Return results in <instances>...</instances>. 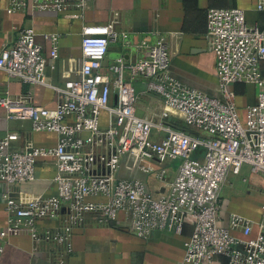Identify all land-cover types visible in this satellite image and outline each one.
<instances>
[{
  "label": "built area",
  "instance_id": "built-area-1",
  "mask_svg": "<svg viewBox=\"0 0 264 264\" xmlns=\"http://www.w3.org/2000/svg\"><path fill=\"white\" fill-rule=\"evenodd\" d=\"M89 1L79 0L77 9ZM12 3L7 12L24 8L21 0ZM33 5L41 10L67 8L65 0H36ZM34 36L30 28L18 31L15 42L0 51V71L22 83L52 89L59 102L54 109H45L4 95L0 108L8 119L30 121L33 130L55 133L59 139L52 147L19 152L10 150L18 139L16 133L0 138V183L8 187L33 183L37 163L49 160L55 168L56 192L28 201L4 195L8 218L0 240L27 234L36 242L53 245L59 249L58 255L64 256L72 253L73 233L89 213L99 215L100 225L122 215L140 238L155 231L179 235L188 216L193 219V230L184 242L180 264H207L215 257H224L227 264H264V206L259 223L233 213L226 227L219 224L224 185L241 176L243 168L264 180V76L260 67L264 63V32L249 26L241 9H210L206 13L205 38L215 57L217 96L191 89L170 74V56L163 41L150 46L146 59L110 65L113 80L102 75L108 46L118 37L115 18L106 25H83L77 78L62 85H53L46 76L58 58L59 36L47 37L49 60ZM125 75L131 80H147V90L161 99L160 122L136 115L135 88L125 81ZM232 85L259 89L255 103L245 108L243 116L229 90ZM102 112L107 115L105 129L100 127ZM172 114L212 137L174 130L165 124ZM152 131L162 133L159 142L152 140ZM198 149H203L202 158L192 159ZM125 156L131 159L129 173L153 176L162 184L161 193L152 194L136 177L121 176ZM166 160H179L170 181H165ZM88 197L106 200L93 204L86 202ZM44 218L59 224L39 233L38 221Z\"/></svg>",
  "mask_w": 264,
  "mask_h": 264
},
{
  "label": "crops",
  "instance_id": "crops-1",
  "mask_svg": "<svg viewBox=\"0 0 264 264\" xmlns=\"http://www.w3.org/2000/svg\"><path fill=\"white\" fill-rule=\"evenodd\" d=\"M23 9L7 12L18 0H0V51L12 45L22 28L34 31V39L49 60L50 35L59 36L58 58L46 72L47 79L53 85H62L64 81L77 78L82 62L81 29L83 25H106L116 19V42L108 46L100 73L113 80L109 66L116 61L136 62L146 59L150 46L163 41L170 56V74L183 85L217 96V76L215 57L211 44L206 40V13L210 9L238 8L244 12L246 23L264 32V0H90L83 9H77L79 0H65L64 11L41 10L33 4L36 0H21ZM42 1V0H41ZM262 6V9H258ZM76 15L75 18L72 16ZM264 76V63L260 65ZM125 81L135 88L137 116L160 122L161 99L147 90V80L128 75ZM229 90L235 95V103L240 116L247 106L256 101L259 89L244 85H232ZM28 100L35 106L54 109L59 96L52 89L41 85H29L17 79L7 77L0 71V97ZM115 104L114 97L110 99ZM100 127H107V115L100 116ZM165 124L174 130L200 138L211 135L187 126L183 119L172 114ZM8 133H16L18 139L11 144V151L23 152L30 147H52L59 137L52 132L35 131L27 120L8 119L0 108V138ZM84 138L86 134L82 135ZM162 133L152 131L151 138L159 142ZM203 149L192 154V159H201ZM131 159L125 156L120 166L123 177H136L145 182L148 190L157 195L161 186L153 176L140 171L129 173ZM179 160H166L165 181L176 175ZM55 168L51 161L37 163L36 180L17 187H8L0 183V231L7 225L6 201L4 195L17 200L28 201L34 197H50L56 192L53 182ZM245 179V181H243ZM221 209L219 224L226 227L231 214H239L254 223H259L264 206V180L259 175L243 168L241 176L231 184L222 187L220 193ZM104 197H88L86 202L99 204ZM99 215L89 213L83 224L73 233L72 253L58 255L53 245L34 241L30 235H10L0 240L3 251L0 264H180L184 255V242L193 230V219L186 216L181 234L155 231L146 238L137 237L131 230L126 217L120 215L116 221L100 225ZM58 220L44 218L38 221V231L54 228ZM256 227L253 228V234ZM238 235V234H237ZM207 264H227L224 257H215Z\"/></svg>",
  "mask_w": 264,
  "mask_h": 264
}]
</instances>
